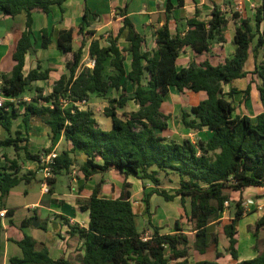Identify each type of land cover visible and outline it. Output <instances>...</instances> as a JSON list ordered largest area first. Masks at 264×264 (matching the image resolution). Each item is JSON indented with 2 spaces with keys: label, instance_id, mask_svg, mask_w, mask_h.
<instances>
[{
  "label": "trees",
  "instance_id": "obj_1",
  "mask_svg": "<svg viewBox=\"0 0 264 264\" xmlns=\"http://www.w3.org/2000/svg\"><path fill=\"white\" fill-rule=\"evenodd\" d=\"M66 1L0 0V11L6 16L27 14V29L13 55V71L10 75L0 76V92L7 99L0 107V123L9 134L8 138L0 140V148L13 147L17 153L24 152V160L38 163L39 169L43 168L41 154H32L26 146L20 145L28 141L21 136L22 132L13 133V123L21 115L10 99H23L32 83L50 78L51 70H43L40 64L28 75L23 72L35 40L33 13L49 15L53 6H59L64 13ZM261 1L255 17L256 29L247 20L238 26L234 56L216 66L205 61L201 64L193 62L182 69L177 67V60L185 48L204 54L210 52L214 43L225 42L223 29L228 26L229 19L216 5L208 21L201 20L197 10L187 21L188 30L183 36L172 37L170 14L167 13L165 23L155 32L157 48L152 51L144 49L146 36L127 16V9H118L123 22L118 35H110L107 45H102L99 39L90 43L93 67H83L85 37L95 35L94 31L87 30L91 25V10L85 9L78 30L59 32L57 49L70 56L66 62L67 72L55 82L50 94L44 95L43 89L36 87V96L28 101L21 100L25 107L22 117L25 125L30 117H37L49 126L52 140L62 134L71 144V148L58 153L49 184L53 186L57 176L69 174L78 165L75 154L79 151L86 157L80 172L87 182L112 170L125 176L136 175L155 186L161 185L162 175H179V186L174 194L159 189L155 193L170 201L179 197L184 214L176 221L174 233H162L160 228L154 227L152 235L147 237L139 228L127 184L120 197L113 199L102 196L103 185L99 183L90 198L77 199L80 209L90 214L88 228L66 221L71 233L83 241V256L76 260L65 257L55 260L44 244L25 235L18 242L22 256L12 257L11 264H220L216 260L192 262L190 258L193 254H207L211 245L208 226L220 222L227 212L225 205L231 200L229 192L264 188V112L256 120L247 115H236L232 100L240 91L231 86L236 80L247 77L246 63L250 55L258 54L264 48V30L260 32L264 23V0ZM184 4V0H179V6ZM173 8L169 1L167 10ZM234 17L238 18L236 14ZM126 31L129 46L121 48L119 41ZM41 34V46L48 49L53 42L52 34L48 29H43ZM76 34L83 37L77 50L74 48ZM127 55L131 56L130 69L126 64ZM108 68L112 73H108ZM252 75L253 81L258 83L264 108V59ZM129 83L139 105L136 112L125 111ZM227 86H231L229 92L225 91ZM171 87L180 92L206 93V99L183 112L182 123L189 129L207 130L209 138L197 142L185 139L179 143L167 141L161 135V131L169 128V117L162 112V105ZM112 91L119 92V96L105 109L112 128L104 130L94 112L80 103L90 100L92 95L105 97ZM251 91L250 84L242 92L245 100L251 99ZM2 159L7 165L0 171V202L22 182H31L36 174L30 171L22 175L18 159H10L6 154L0 155V162ZM146 205L148 212L149 199ZM234 206V215L224 226L229 240L228 252L236 261L232 264H264V248L256 257L239 261L237 224L247 211L241 200ZM185 226L195 232L193 241ZM261 233L264 236V212L255 224L257 243ZM212 242L218 244V238L214 236ZM216 256L220 258L221 253L217 252Z\"/></svg>",
  "mask_w": 264,
  "mask_h": 264
},
{
  "label": "crops",
  "instance_id": "obj_2",
  "mask_svg": "<svg viewBox=\"0 0 264 264\" xmlns=\"http://www.w3.org/2000/svg\"><path fill=\"white\" fill-rule=\"evenodd\" d=\"M169 1L174 5V8L170 11L167 10V4ZM184 1L185 4L179 6V0H67L63 5L64 13L61 12L59 6H53L52 12L49 15L35 11L33 13V32L35 40L33 48L26 57V65L23 72L25 75H28L30 71L37 68L40 64L43 70H51L50 78L46 81L32 83V85L28 87L29 90L25 97L20 100L16 99V101L30 100L28 94H36V87L43 89L44 95H48L52 92L55 82L67 72L66 62L70 57L57 49L59 32L61 30L69 29L78 30L86 8L91 10L89 16L91 25L87 27V30L94 31L95 35H86L85 39L87 40V45L85 46V49H89L90 43L93 39H99L102 45H107V40L110 35L116 37L120 29L123 27L122 18L119 15L118 9L126 8L127 16L131 19L137 30L142 35L146 36L144 49L152 51L157 48L155 32L165 23L167 13L170 14L169 28L171 35L172 37H176L177 35L183 36L187 32V21L195 16L197 10L200 12V19L208 21L211 19L214 5L218 6L229 19L228 26L223 29L226 39L225 42L214 43L210 52L204 54H198L190 47L185 48L177 60V67L182 69L188 67L193 62L201 64L205 61H209L216 66L224 63L227 59L232 58L236 47L234 44V37L237 27L241 26V24L247 20L253 28L256 29L255 17L257 15V9L262 4L261 0ZM234 14H236L238 18H235ZM26 22L27 14L25 12L16 17H10L0 11V76L2 74L10 75L13 71L15 65L13 55L21 36L27 29ZM43 29H48L52 34L53 42L48 49H44L41 46V31ZM263 30L264 23L261 24L260 32ZM126 35L127 31L120 38L119 44L121 48L129 46V43L126 41ZM76 39H83V37L78 34L75 35V50L81 47V44H77ZM263 59L264 48L261 49L258 54H251L246 63V71L248 72L247 77L236 80L231 85L240 91L239 94L234 96V100H237L242 96L244 97V93L242 92H244L250 84L252 85L251 99L248 100V102L257 99L259 104L257 105L258 113L256 116L251 114L246 115L254 120L257 119L258 115L264 112V108L260 101L257 84L253 81L252 72L255 70L256 66L263 61ZM130 63L131 56L127 55L126 64L128 69L131 67ZM231 86H227L229 90ZM227 89L225 87L226 92L229 91ZM0 94L2 93L0 92ZM109 95L110 93L107 96ZM95 96L96 95H92L90 99H95ZM127 96L129 97L127 105L130 106L133 102L134 105L138 107L137 110H132L131 112L138 111L139 105L134 99V89L130 83L128 85ZM206 97L207 95L205 92H180L177 88L171 87L169 95L162 105V112L168 117L170 115L173 117L169 122V128L161 131V135L165 137L167 141L181 143L185 139H190L195 142L192 136L203 131H197L185 127L182 123L183 112L185 110L189 111L193 106L198 105L202 100L206 99ZM186 100L189 104L187 106L184 104ZM107 106L108 104H105L104 107L106 108ZM188 107L189 110L187 109ZM15 108H17V111L21 116L13 123V133L15 131H20L22 132L21 136L28 139V141H24L23 143H20V145L26 146L29 152L32 154H44L45 150L49 149L50 152L57 151L59 153V151L71 148V144L64 139V135L62 134L52 140L49 126L43 123L41 119L30 117L28 125H25L22 121V117L25 113L24 105H18L16 103ZM97 121L104 130H110L112 128V126L110 128L106 126L102 127V123L98 119ZM8 137L9 134L0 123V140H5ZM3 154L8 155L10 159L19 160L22 175L27 174L30 171L36 173L34 179L40 175V190L39 194L36 193L38 194L37 196L32 197L30 196V192L25 189L23 201L16 202L13 199L16 189L23 184H30L34 180L32 179L31 182H22L15 187L10 194L0 202V211H7V216L5 218H0V264H11L10 259L12 257L22 256V250L18 245V242H20L25 235L33 237L39 244H44L48 248L50 256L55 260L62 257L76 260L83 256L85 253L83 249V241L79 236L71 233L70 226L66 221H69L70 224L73 225L77 224L81 227L88 228L90 214L88 211H82L80 209L77 199L90 198L95 186L99 183H102L103 185L102 196L104 198L113 199L120 197L125 181L130 183L129 191L132 195L131 201L133 210L137 215V222H139V217L142 216L144 225L140 226L139 223L138 225L139 228L142 227L140 230L146 232L147 237L152 235L154 227L160 228L162 233H174L176 221L181 219L184 214L179 197L170 201L155 193L157 189H167H163V175L161 176L160 186H155L149 181H145V183L136 175L125 176L116 170H112L106 174H98L92 181L87 182L80 172V165L86 160V157L83 153L78 151L75 154L78 160V165L74 166L69 174H66L68 180L67 191H64V193H58L56 191V185L58 182L57 176L56 183L53 186L50 185L49 192L46 193L42 186L44 175L41 172V169H39L38 163L24 160V152L17 153L13 147L0 148V155ZM6 165V161L2 159L0 162V171ZM250 189H263L264 191V188H249L243 193L233 192V194H245V192L250 191ZM147 199H149L150 202V209L148 212L146 205ZM161 199H163L164 202H161ZM231 199L236 198L233 195ZM254 204L255 206H253V210H251L253 212L249 213V215L254 213L255 222H252L248 227L254 226L263 215L264 197L255 200ZM246 211H248L247 207ZM249 215L245 213L242 219L247 218ZM17 216H19V219ZM15 219H18V221H15ZM224 219L226 218L222 217L220 222H214L208 226V241L210 244L213 239V234L216 233L215 225H218ZM229 222H224V226ZM187 228L188 227H186V229ZM188 235L191 240L194 239H192V234L189 232ZM238 237L239 232L236 235L237 239ZM259 239H261V237ZM251 248L254 250H248L245 255H242L239 252V261L252 259L263 250L256 249L254 245L251 246ZM219 252L221 253V257L217 258L215 255L214 258L220 264H232L236 262L229 254L226 247H224V250L219 249ZM190 260L192 262H197L208 259L206 258V254H193Z\"/></svg>",
  "mask_w": 264,
  "mask_h": 264
},
{
  "label": "rangeland",
  "instance_id": "obj_3",
  "mask_svg": "<svg viewBox=\"0 0 264 264\" xmlns=\"http://www.w3.org/2000/svg\"><path fill=\"white\" fill-rule=\"evenodd\" d=\"M77 44H81L82 39H76ZM92 62V59L89 56V49H85V55H84V59H83V67H89V64ZM108 73H112V69L108 68ZM256 84H258L256 82ZM228 87H226L227 89ZM229 90V88L227 89ZM229 92V91H227ZM28 96L30 98L36 96V94H31ZM119 96V92L116 91H112L110 92V95L107 97L104 96H95V99H90V103H89V109L92 110L95 115L96 118L102 123V127H111L112 126V122L111 119L105 117V109L111 105V100L114 98H117ZM99 98V99H98ZM186 98V97H185ZM188 100V99H187ZM186 100V102L184 103L185 106L189 105L188 101ZM6 101V100H5ZM233 103L236 107V115H246V114H251L253 116H256V114L258 113V101L257 99L252 100L250 102H248V100H245L244 97H239V99L234 100L233 98ZM13 103H17L18 105H22L24 102L23 101H15ZM105 104H108V106L105 108ZM138 107H136V105H134V103L132 102L129 105H127L126 107V112H131L132 110H137ZM189 110V107L187 108ZM122 114V112H121ZM173 116H169V121H171ZM177 118V117H175ZM107 119H108V123H107ZM193 140L195 142H197L199 139H207L210 137V134L208 131H203L200 132L198 134H194L193 136ZM61 151H59L60 153ZM39 177H36V179H34L30 184H23L21 187H19L18 189H16V193L13 196V199L16 202H20L23 201L24 199V190L27 189L30 192V196H37L39 194V190H40V183H39ZM179 175L175 174V173H171V175H163V189L167 188L165 191H167L168 193H175V191L177 190V187L179 186ZM145 182V181H144ZM146 183V182H145ZM144 183V184H145ZM127 184V189L130 190V183L128 182H124V186ZM67 185H68V180L66 178V174H62L58 176V182L56 185V191L58 193H64V191H67ZM123 186V187H124ZM256 192H260V193H256ZM38 193V194H36ZM231 197L234 195V197L237 199H231L230 200V206L227 208V212L224 213L223 217H225L226 219H224L221 223H219L218 225H215V229H216V233L213 234V238L214 236L218 238V244L211 242L210 248L208 249V252L206 254V258L208 260H215V255L217 252H219V249L224 250V247H226L228 249L229 247V240L227 239L225 233H224V222H229L231 220V218L234 215L235 212V202L241 200L244 203V206H246L248 208L247 211V215H249V213H252L253 211V206H255L254 201L258 200L260 198L264 197V191L263 189L258 190V189H250V191H246L245 194H240V195H236L233 194V192H229ZM161 202H164L163 199H161ZM17 218L19 219V216H17ZM18 219H15V221H18ZM143 219L142 216L139 217V224L140 226L144 225L143 223ZM252 222H255V215L250 214L247 218L242 219L238 222V232H239V244H238V250L240 252V254L245 255L247 254L248 250H254L251 248V246L254 245V247L258 244L257 249L258 250H262L264 248V239H263V233L260 234L259 238L261 237V239H259V243H257V237L255 236V224L254 226H250ZM223 224V225H221ZM142 229V227H140ZM187 232H189L190 234H192V239L195 238V232L192 231V228H190V226H188L187 228ZM143 231V230H142ZM194 240V239H193ZM192 240V241H193ZM227 251V250H226Z\"/></svg>",
  "mask_w": 264,
  "mask_h": 264
},
{
  "label": "built area",
  "instance_id": "obj_4",
  "mask_svg": "<svg viewBox=\"0 0 264 264\" xmlns=\"http://www.w3.org/2000/svg\"><path fill=\"white\" fill-rule=\"evenodd\" d=\"M94 66V60H92V62L89 64V67H93ZM5 97L3 94H0V107L3 106V104L5 103ZM11 102H15L16 99H10ZM89 103L90 100H84L82 103H80L81 106H83L84 108L89 107ZM58 156V152L57 151H52L48 154L44 153L41 154V158H40V163L41 166H43V168L41 169V172L44 175V181L42 183L43 186V190L44 192L48 193L49 189H50V184H49V180L53 177V171H52V165H54L55 160ZM229 203H226V208L229 207ZM7 216V211L3 210L0 211V218H5ZM147 238H145L146 240Z\"/></svg>",
  "mask_w": 264,
  "mask_h": 264
}]
</instances>
